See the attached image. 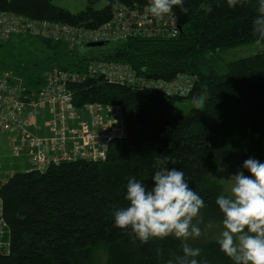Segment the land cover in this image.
<instances>
[{
  "label": "trees",
  "instance_id": "obj_1",
  "mask_svg": "<svg viewBox=\"0 0 264 264\" xmlns=\"http://www.w3.org/2000/svg\"><path fill=\"white\" fill-rule=\"evenodd\" d=\"M87 1V9L77 14L56 6L55 0H4L0 12L95 29L112 20L116 4L147 5V0H106L107 5L97 10L99 0ZM171 13L181 29L175 38L129 37L84 50L29 32L6 40L27 35L52 52L31 70L15 65L22 74H13L21 76L29 94L40 92L49 72L81 71L94 61L128 64L138 75L154 80L192 77L194 85L185 97L103 78L72 86L79 109L91 103L119 108L126 136L111 143L104 162L77 160L53 165L44 173L23 170L9 177L0 189L6 223L2 241L8 244L0 250V264H100L103 251L105 264H165L169 256L180 253L178 241L141 243L114 226L113 210L126 204L127 178L149 184L160 157L170 156L169 166L182 169L190 186L203 196V219L218 223L221 213L215 197L223 187L221 178L233 168L242 170L249 157L264 161V52L227 64L220 61L222 53L252 45L251 0H239L231 8L225 0H183ZM3 42L0 77L17 80L6 72ZM179 102L193 107L189 114L175 113ZM192 243L202 249L201 264H232L213 232Z\"/></svg>",
  "mask_w": 264,
  "mask_h": 264
},
{
  "label": "built area",
  "instance_id": "obj_2",
  "mask_svg": "<svg viewBox=\"0 0 264 264\" xmlns=\"http://www.w3.org/2000/svg\"><path fill=\"white\" fill-rule=\"evenodd\" d=\"M145 9L116 4L112 20L95 29L0 12V41L29 32L64 43L70 49L84 50L91 43H113L129 37L175 38L180 34V25L172 13L158 19ZM90 78L180 97L187 96L194 85L192 77L179 75L169 82L154 80L138 75L128 64L105 61L90 62L81 71L55 69L46 75L38 94L27 93L22 81L0 77V131L8 137L10 157L27 159L26 172L44 173L53 165L77 160L104 162L111 143L125 138V119L119 108L97 103L76 107L71 87ZM6 168L0 164V171ZM13 174L12 169L10 176ZM4 183L0 180V189ZM5 229L0 197V250L8 247L2 241Z\"/></svg>",
  "mask_w": 264,
  "mask_h": 264
},
{
  "label": "clouds",
  "instance_id": "obj_3",
  "mask_svg": "<svg viewBox=\"0 0 264 264\" xmlns=\"http://www.w3.org/2000/svg\"><path fill=\"white\" fill-rule=\"evenodd\" d=\"M239 0H225L231 8ZM183 0H147L145 11L162 19ZM251 41L256 52H264V0H251ZM187 12V8L181 9ZM172 158L161 156L154 166L149 184L128 177L126 204L114 209V226L133 241L147 243L172 238L179 242L180 253L165 264H201L202 249L195 241L211 231L215 243L232 264H264V161L249 157L242 170L221 178L222 190L215 197L221 217L205 221L203 196L185 179L182 169L169 166ZM245 171L250 174H245ZM162 255V250L157 249Z\"/></svg>",
  "mask_w": 264,
  "mask_h": 264
},
{
  "label": "rangeland",
  "instance_id": "obj_4",
  "mask_svg": "<svg viewBox=\"0 0 264 264\" xmlns=\"http://www.w3.org/2000/svg\"><path fill=\"white\" fill-rule=\"evenodd\" d=\"M54 4L73 14H77L81 11H84L88 7L87 0H55ZM106 5V0H99V2L95 5V8L97 10H100L103 9ZM12 39L13 42H3V45L5 47L4 54L6 56V62L9 68L6 72L9 74V76H12L17 79V81H23L21 76L13 74L14 72L17 74L21 73L15 71V65L18 67L28 65V68L31 70V65L35 63H43L45 60L51 57L52 52L49 49H46L45 45L41 41H38L34 38H30L27 35H14ZM257 53L260 52L254 51L253 45L239 47L222 53L220 55V61L222 64H227L236 60H240L242 58L250 57ZM4 60L5 59L3 57V61ZM192 108L193 107L188 102H179L175 106V113L179 115H187L190 113ZM11 160V164L16 166V171H23L29 167V165L24 163L27 161L26 158H11ZM236 171L238 170L234 168L232 171H228L227 175L224 176V179L229 178V176L235 173ZM9 177L11 176L9 175L7 179H9ZM98 261L100 262V264L106 263V253L104 251L99 253Z\"/></svg>",
  "mask_w": 264,
  "mask_h": 264
},
{
  "label": "crops",
  "instance_id": "obj_5",
  "mask_svg": "<svg viewBox=\"0 0 264 264\" xmlns=\"http://www.w3.org/2000/svg\"><path fill=\"white\" fill-rule=\"evenodd\" d=\"M41 122L42 121H40V123ZM1 134H0V164L7 165V168L5 171L0 172V180L1 181L4 180V182L6 183L8 181L7 177L11 174V170L13 169L14 172H17V171H16V166H13V168L10 166L12 160L10 158L11 155H10V149L8 145V139L3 133Z\"/></svg>",
  "mask_w": 264,
  "mask_h": 264
},
{
  "label": "water",
  "instance_id": "obj_6",
  "mask_svg": "<svg viewBox=\"0 0 264 264\" xmlns=\"http://www.w3.org/2000/svg\"><path fill=\"white\" fill-rule=\"evenodd\" d=\"M103 46H104L103 43H91V44H89L87 47H88V48H98V47H103ZM23 100H24L25 102H28V100L25 99V98H23Z\"/></svg>",
  "mask_w": 264,
  "mask_h": 264
}]
</instances>
